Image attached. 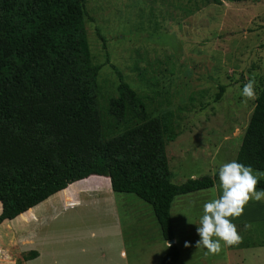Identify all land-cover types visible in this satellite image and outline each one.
Returning a JSON list of instances; mask_svg holds the SVG:
<instances>
[{
	"label": "trees",
	"instance_id": "16d2710c",
	"mask_svg": "<svg viewBox=\"0 0 264 264\" xmlns=\"http://www.w3.org/2000/svg\"><path fill=\"white\" fill-rule=\"evenodd\" d=\"M82 12L83 0H0V223L28 217L73 184L70 207L78 191L107 189L108 177L113 191L148 203L172 239L173 198L212 187L219 171L173 183L165 146L179 134L177 113L150 116L122 79L117 95L99 103ZM257 96L234 160L264 170V79ZM178 254L171 244L162 264ZM36 255L22 253L16 264Z\"/></svg>",
	"mask_w": 264,
	"mask_h": 264
},
{
	"label": "rangeland",
	"instance_id": "374dc122",
	"mask_svg": "<svg viewBox=\"0 0 264 264\" xmlns=\"http://www.w3.org/2000/svg\"><path fill=\"white\" fill-rule=\"evenodd\" d=\"M82 16L91 60L99 66V103L104 105L108 97L117 95L122 79L142 96L150 116L168 109L177 113L179 134L165 146L173 183L193 175L214 174L234 159L255 101L245 103L243 86L254 76L258 94L264 79V0H224L221 4L205 0H83ZM220 85L224 90L216 97ZM105 190L78 191V202L66 208L77 191L70 184L28 217L9 221L6 229L24 227L29 218L42 212L67 216L78 211V216L86 217L81 211L91 209L88 206L94 201L84 204L83 199ZM219 193L222 195L221 189ZM119 194L116 198L119 214L126 218L124 224L130 230L151 229L140 219L127 218L153 215L151 206L133 193ZM202 199H215L213 189L178 195L170 210L179 242H192L193 246L184 249L197 253L193 261L199 262L201 257L208 263L251 264L254 247L259 253L256 264H264L261 221L249 220L251 227L246 231V222H237L243 243L224 247L218 255L194 246L199 239V222L195 221L203 215ZM263 215L264 203L253 199L239 218ZM8 251L16 260L21 256L15 248ZM1 253L9 258L7 250Z\"/></svg>",
	"mask_w": 264,
	"mask_h": 264
},
{
	"label": "crops",
	"instance_id": "0c3cea01",
	"mask_svg": "<svg viewBox=\"0 0 264 264\" xmlns=\"http://www.w3.org/2000/svg\"><path fill=\"white\" fill-rule=\"evenodd\" d=\"M217 147L215 146L214 149L217 150ZM236 153L237 151L234 153L235 156ZM219 183V180H216L210 187L214 191L215 199L221 195ZM106 185L107 189L98 192L96 197L83 199L84 204L91 200L94 201L92 205L88 206L91 209L81 211L86 217L78 216V211L74 215L67 216L42 212L29 218L24 227L14 229L15 231L6 229L8 222L14 218L4 219L0 223L2 236H0V250H7L9 258L6 259L0 251V264H16V257L8 251L11 248L17 249L18 255L30 250L37 252L35 257L25 260L23 264H162V257L169 247L167 240L160 233L154 214L146 217H127L128 219L135 217L144 221L146 225L152 226L151 229H145L147 227L145 226L142 229L130 230L125 225L126 218L119 214V203L116 198L119 192L112 190L108 177ZM257 190L264 189L257 188ZM198 191L200 190L186 194H194ZM206 202H208L207 199H202V203ZM260 202L264 203V199ZM94 206L97 209H94ZM1 210L0 202V212ZM88 213L91 215H87ZM252 219L264 222V215L234 218L232 222L237 224V222H248ZM155 220L157 224L154 222ZM197 221L200 220H196L195 223ZM172 229L174 244L179 252L177 260L172 264H222L221 262L208 263L201 257L197 258L199 262L196 260L194 262L193 255L197 254L196 251L184 249L185 239L180 243L174 225H172ZM152 230L154 233L151 232ZM251 249V264L253 262L256 264V258L259 257L258 249L254 247ZM242 260L244 259L242 258Z\"/></svg>",
	"mask_w": 264,
	"mask_h": 264
},
{
	"label": "clouds",
	"instance_id": "9594fccd",
	"mask_svg": "<svg viewBox=\"0 0 264 264\" xmlns=\"http://www.w3.org/2000/svg\"><path fill=\"white\" fill-rule=\"evenodd\" d=\"M255 88L256 80L253 76L242 89V95L246 98L245 103L258 99ZM218 174L222 195L203 204V215L199 225L195 224L199 239L195 241L194 246L196 248L203 246L207 250L206 254L211 255L220 254L224 247L243 243V237L237 225L230 218L242 216L249 201L264 199V190H257L260 177L264 176V172L232 160L224 163L219 168ZM191 179L197 180L199 177L193 175ZM250 227V223L244 224L245 231ZM191 246H193L192 242H184V247ZM168 247H171V243H168Z\"/></svg>",
	"mask_w": 264,
	"mask_h": 264
},
{
	"label": "water",
	"instance_id": "95a60500",
	"mask_svg": "<svg viewBox=\"0 0 264 264\" xmlns=\"http://www.w3.org/2000/svg\"><path fill=\"white\" fill-rule=\"evenodd\" d=\"M168 243L174 244V238L167 240Z\"/></svg>",
	"mask_w": 264,
	"mask_h": 264
}]
</instances>
